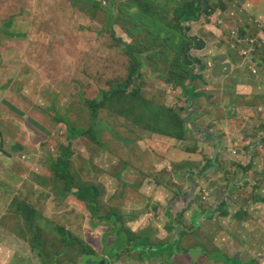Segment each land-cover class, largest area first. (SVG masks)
Segmentation results:
<instances>
[{
    "label": "rangeland",
    "instance_id": "374dc122",
    "mask_svg": "<svg viewBox=\"0 0 264 264\" xmlns=\"http://www.w3.org/2000/svg\"><path fill=\"white\" fill-rule=\"evenodd\" d=\"M93 1L96 2L0 0V137L4 141L0 154V264H86L74 249L80 242L70 243L66 252L60 254L68 244L63 240L64 231L90 245L95 257L102 258L104 264H167L163 258H179L182 254L190 264H211L205 263V257L219 254L211 252L218 249L216 226L227 225L229 217L234 221L231 230L247 229L242 236L251 233L264 236V215L247 217L240 224L243 210L236 200L240 193L248 199L246 195L251 189L245 185L258 178L256 167L246 170L252 166L250 163L264 167V106L258 108L260 116L246 120L243 131L231 129L233 134L228 133L230 130L223 135L214 134L222 136L216 160L213 152L204 154L203 147L187 139L171 145L156 142L151 147L160 153L158 158L138 149L139 141L152 136L146 131L147 126L170 130L150 118L158 108L166 107L164 104L177 110L184 108L181 114L186 119L189 111L196 112V107L191 110L187 107L184 92L181 96L168 92L173 84L166 79L172 75L148 55L162 61L165 68L173 57L171 51L178 45L172 33L175 37L182 34L192 39L193 45L187 50L188 62L192 67L202 65L198 74L201 80L196 83L193 80L189 92L197 103L194 86L201 93L209 92L206 83L209 75L203 68L206 56H224L227 41L231 48L236 45L233 50L237 53L244 51L243 57L254 59L264 73V53L257 44L252 46L249 42L259 39V32L229 14L215 16L217 8L224 10L233 0H196L207 12L197 24L183 22V26L177 24L175 11L184 10L194 0ZM125 3L121 10L119 7ZM100 7L104 10H99ZM112 11L114 20L109 17ZM212 24L219 26L218 34L210 30ZM233 32L243 33L247 43H237ZM200 42L204 46L197 49ZM142 52L149 53L142 57L145 65L140 73L137 68L133 74L129 90L124 88L125 97L114 96L93 116L90 103L100 102L103 93L115 92L132 79L133 69L139 65L136 56ZM158 67L165 76L159 77L155 72ZM180 101L185 105L180 106ZM94 117L99 125L97 141L71 136L73 132L88 130ZM177 134L172 129L169 137ZM71 141L74 153L68 168L72 186L98 192L97 215L87 201L82 202L72 194L76 189L69 191L67 183L51 167ZM173 148L177 149V156L166 151ZM193 150L203 155L207 163L214 160V166L209 164L206 169L216 170L208 180H202L198 193H188L193 195L192 200L186 198L181 204L175 199L171 201L169 212L176 216V232L147 234L157 250L150 256H144L147 251L125 250L134 235L144 233L150 222L159 221L151 217L134 225L140 220L133 216L135 211H151L156 202L147 193L153 188V178L162 185L174 186L173 196H183L189 191L184 172L188 160L181 152ZM14 168L22 174L20 188L18 182L16 186L13 183ZM234 181L237 187L229 198L227 191ZM205 191L210 195L207 200L203 199ZM220 199L227 201L224 213L218 210L216 201ZM31 207L36 214L34 220L24 214ZM193 211L198 215L209 211L211 218L206 217L202 223L209 234L195 229L193 222L199 221L194 218L191 223ZM103 217L108 219L102 220ZM163 220L168 222V218ZM184 227L186 233L179 243L172 245ZM126 230L131 232V238L123 247ZM159 240L168 241L159 244ZM201 245H206L211 253L205 252ZM223 250L229 264H239L240 253L234 254L235 247L229 245ZM260 255L264 264V241L254 249L252 262L245 264H260Z\"/></svg>",
    "mask_w": 264,
    "mask_h": 264
},
{
    "label": "crops",
    "instance_id": "0c3cea01",
    "mask_svg": "<svg viewBox=\"0 0 264 264\" xmlns=\"http://www.w3.org/2000/svg\"><path fill=\"white\" fill-rule=\"evenodd\" d=\"M221 13L229 14L236 21H245V26L249 25L254 27L255 30L257 32H260L262 37H264V3L262 0H233L232 2L228 3V6H225L224 10L217 8L215 16H218V14ZM204 22L205 21L202 19V23ZM257 24L262 25L263 28H258ZM218 29L219 26L215 24H212L210 26V30L214 34L219 33ZM226 46L227 48H225L226 51L224 53V56H206L207 60L205 61V64H203V68L207 70V73L209 75V80L206 81V83H208L207 86L209 92L204 91L203 93H201L198 90V87L194 86L196 88L195 92L197 96V98L195 99L197 101L196 112L194 113L192 111V116H188L192 120L189 121L186 128L188 131V134L186 135V141H192L195 144L197 142L198 146L204 148V154L209 153V155L214 152L212 141L215 139V133L223 135V133H226V131L228 130H230L228 131V133L230 134L234 133L233 130L243 131L245 129L244 125L246 123V120H252V117L260 116L258 108L264 106V73H261L260 78L254 77L251 72L252 66L249 63H243V58L240 57L241 55L239 54H235L232 58L231 49L228 45ZM239 64H241V67L239 66ZM196 82H200V80L195 81V83ZM168 92L177 93L176 96H181V94L183 93L181 89H176L174 87H169ZM179 104L180 106H184L185 102L180 101ZM186 105L190 110L192 109V107H189L187 102ZM164 106L171 108L165 104ZM171 109L173 111H177L176 113L180 114L184 110V108H181V110H177V108ZM200 129H204V132L200 133ZM146 131L152 133V136L146 138L143 141H139L138 149L148 152L155 158H158V154L160 153L153 149L151 147L152 145L156 144V142H163L165 144L167 143L171 145L174 144L177 140L175 138L162 135L156 132L159 130H153L149 126H147ZM220 139H222V136L220 137ZM2 141L3 139L2 137H0V143ZM166 151L168 154H171L173 156L178 155L177 149L175 148L171 150L166 149ZM189 152L184 151L181 153L183 154V158L188 160V163L185 164L184 172H186V180L190 178L193 183V188L189 187V189L191 190L197 189L200 184H203V179L208 180V178H210V176L215 173L216 168L206 169L209 166V163L204 160L205 157L203 155H197L194 150ZM241 164H245L246 166V163L244 162H242ZM250 164L252 166L248 167L247 170H253L256 167L258 178L256 182H250L248 185H245L251 189L249 195H246L249 196L248 199H244L241 193L237 194V205L241 208V210H243L239 219L240 224L244 223L247 217H255L258 214L264 215V167L259 168V163ZM13 170L16 175V179L14 181V186H16L17 181L21 183L22 174L21 171L17 168H14ZM208 172L211 173L203 178ZM151 185H153V188H150L149 192L147 193L148 195L156 199V202L152 206L151 211H135L133 216L136 219L140 220H136L134 222V225L138 226L139 224H142L143 219L151 217H153L154 219L158 218V222H150V227H147L144 233L147 234L164 232L169 234V223L165 222L163 218H167L169 216L172 217L174 215L173 213H169L171 209V201L175 199V202L178 204L186 202V195H188L190 190L184 192L183 196L180 194L173 196L174 186L168 184L162 185L156 178H153L151 180ZM216 202H218V206L221 201L217 200ZM190 213L191 223L194 218L199 221V224H195L193 222V226L196 227L195 229L197 231H203L206 235L209 234V232L202 226V223L203 221H205L206 217H210L211 215L209 213H205L203 215L201 213L200 215H198V213H195V211ZM190 213H187V215ZM200 221H202L201 224ZM233 224V219L229 217L227 225L216 226L218 227V234L216 235V240H218V243H216L218 249L211 252L216 251L219 254L206 255L205 263L229 264L225 258V256H227V252L223 250L224 247L229 245L236 248L234 254L240 253L239 264H241V262L243 264L252 262L254 258V249L259 244H263L264 236L260 238L255 233L242 236L247 229L242 228L239 231H235L234 229L231 230V225ZM216 227H214V230ZM185 228L187 227H184L181 231H184ZM253 230L257 231L256 228H253ZM133 231H135V229H133ZM181 238L182 237L178 238L177 243L180 242ZM227 238H229L228 241ZM201 248L205 252L211 253L206 249V245H203ZM247 255H249V257ZM163 259H166V261L168 262L167 264H190L189 261L184 258L183 254L179 258L173 256L172 258L168 257ZM259 261L260 264L263 263L261 255Z\"/></svg>",
    "mask_w": 264,
    "mask_h": 264
},
{
    "label": "trees",
    "instance_id": "16d2710c",
    "mask_svg": "<svg viewBox=\"0 0 264 264\" xmlns=\"http://www.w3.org/2000/svg\"><path fill=\"white\" fill-rule=\"evenodd\" d=\"M89 3H94L93 0H87ZM208 0H204V2H207ZM98 5H100L98 3ZM126 6L125 4H122L119 8H122L121 10H123ZM214 10V8H212ZM99 10H104L103 7H100ZM207 12V10H205L203 7L198 6L196 4V0H194V3L186 6V8L183 10H176L175 11V15H176V22L178 25H182L183 22H197L200 17L202 16L203 13ZM114 15L115 13L112 11L109 14V17L114 20ZM117 17V16H116ZM172 38H175V41L178 43V45L176 46L175 51H171V54H173V57L169 60V64L167 65V67L163 68V64L162 61L158 60L156 57H152L148 55V58L154 60L156 59V61H158L161 64V68L163 70H166V72H169L172 75V78L170 79H166L167 82L172 83L173 87L175 88L178 87L179 89H181V91L184 92V94H186V98H187V103L189 104L190 102H192L194 99L189 95L190 89L193 88L191 86H188L189 80L192 79V81L194 80H201L200 76L198 74H195L194 71L197 68V66L199 64H196V67H192V64L188 62L187 59V55L189 56V52H187L188 50V46L193 45V41L192 39H190L188 36H184V35H177L175 37V35L172 33ZM129 45L135 46L137 45V43H130ZM204 46L203 42H200L197 45V49H201ZM149 54L148 52H142L140 55H137V61L139 63V65H136L133 69V73H132V79L128 80V82H126L125 84H123L121 87V89H119V91L117 92H110V93H103L101 101L100 102H92L90 103L91 106V110L93 113V116L97 115V111L98 109L104 108L106 105V102L110 99H113L114 96H120V97H125V93L124 92V88L129 89L132 85L133 81V74L135 73V71H137L138 68V73H140V69L142 66H144V61L142 59V57L144 55ZM157 74H159L160 76H165V74L161 71L159 73V67L156 68L155 71ZM158 77V78H159ZM161 81V80H160ZM167 84V83H165ZM188 86V87H187ZM197 98V96L195 97ZM153 119V122H159L160 124H162L163 126H166L168 128H170V130H162L159 128V131H156L158 133H163L166 136H170L171 134V130L172 129H176L178 131V134L175 135V139L180 140V141H185L186 140V135H187V129H186V122L184 120V117L180 114V113H176L175 111L168 109L166 107H162V108H158V112L156 113L155 116L150 117ZM99 125H97V117H94V119L92 120L90 127L88 130H79L77 132H73L72 133V137H77L75 139H79V138H89L93 141H97L98 139V129ZM74 153V149H73V143L72 141L69 142L68 147H66L65 151L63 152L62 155L59 156L58 160L59 161V165L60 168L62 169H66V165H67V159L70 158ZM217 162V161H215ZM247 168V167H246ZM67 186L70 192L74 191V189H76V196L82 200V202H88L89 207L91 208L92 212H94L95 215L98 214L100 207L98 206V204L96 203V198H97V191H93L88 189L85 190L83 188L80 187H75L72 186V180L70 179L67 182ZM72 190V191H71ZM95 192V193H94ZM231 189L228 192L229 198L231 197ZM222 208H225L227 210V201L226 200H222V204H221ZM31 215H35L34 213H31ZM113 216V214H110V217ZM211 218V217H210ZM108 217H103L102 220H107ZM29 220H33L30 219ZM170 222L173 224L174 220L171 218ZM128 235L131 236V232H127ZM127 233L125 235V237H127ZM63 240L65 242H67L68 244H66L65 248L60 251V254L65 253L66 250L69 248L70 243L72 242H80L79 246L74 248L77 249V252L79 255H81L83 262L86 261V264H92V263H97L100 262L101 260H97L96 261V257H95V250L88 245L86 242H82V241H77L74 237L71 236V233L69 231H64L63 232ZM131 238V237H130ZM130 238L127 237V241L130 240ZM151 245L152 243H150L149 237L148 235H134V238L132 239V241L129 243V247H126L125 244L123 247H126L125 250H127L129 248V251H140L142 253L147 252V255L150 256L152 251L149 252L151 250ZM146 255V253H145ZM226 258V257H225ZM227 260V258H226ZM235 263H237V259H233ZM95 261V262H94ZM241 264H243L241 262ZM255 264V263H252Z\"/></svg>",
    "mask_w": 264,
    "mask_h": 264
},
{
    "label": "clouds",
    "instance_id": "9594fccd",
    "mask_svg": "<svg viewBox=\"0 0 264 264\" xmlns=\"http://www.w3.org/2000/svg\"><path fill=\"white\" fill-rule=\"evenodd\" d=\"M96 1H94V3H95ZM100 4L101 5V2H97V4ZM257 27L258 28H263V26L262 25H260V24H257ZM243 34V33H242ZM244 35V34H243ZM261 40V41H260ZM255 44H257L258 46H259V48L261 49V51H263L264 50V37H262V35H261V33L259 32V39H258V41H257V43H255ZM255 44H253L252 46H254ZM226 45H228L229 47H230V49H231V55H235V54H239V55H241V57L243 58V63H249L251 66H252V70H251V72H252V74L254 75V77L256 76V78H260L261 77V73H262V68L261 67H259L256 63H255V61H254V59H250L248 56L247 57H243L242 56V54L241 53H237V51L236 50H233V49H235V47H236V45L235 46H233L232 48H231V46L228 44V41H227V44ZM227 47V46H226ZM233 51V52H232ZM251 51H252V49H251ZM199 65H201V64H199ZM201 67H202V65H201ZM197 72V68H196V71H195V74H197L196 73ZM199 74V73H198ZM192 80V79H191ZM192 84V83H191ZM191 84H189L188 83V86H191ZM187 86V87H188ZM119 89H121V87H119L118 89H117V91H119ZM129 90V89H128ZM117 91H115V92H117ZM130 93V92H129ZM192 102H194L195 103V105H194V107H196V102L195 101H192ZM189 105V107H192L191 106V102L188 104ZM193 108V107H192ZM190 112H192V111H189V116H190ZM191 117V116H190ZM190 117H188V118H190ZM187 118V119H188ZM186 118H184V120H185ZM189 121L190 120H188V122H186V125H188V123H189ZM194 123V122H193ZM187 128V127H186ZM199 132L200 133H203L204 132V129H200L199 130ZM160 134H162V135H165V134H163V133H160ZM215 137V136H214ZM216 138H219L220 139V137H215V139ZM213 142H214V140L212 141V144H213ZM220 144H221V141H220ZM3 147H4V141H2L1 143H0V154L2 155V153H3ZM212 147H213V150L215 151V146L214 145H212ZM213 154H214V152H213ZM216 160V159H215ZM59 161L60 160H58L57 161V163L56 164H53L51 167H52V169L53 170H55L56 172H57V175H58V177L59 178H61L62 179V181H65L66 183L71 179L72 180V176L69 174V158L67 159V165H66V169L64 170V169H62V168H60V165H59ZM214 160H212L209 164H210V167H213L214 166ZM247 170V169H246ZM18 182V181H17ZM186 182L188 183V186L189 187H191V188H193V183H192V181H191V179L190 178H188L187 180H186ZM14 183V182H13ZM18 184H19V188L21 187V185H22V180H21V183H19L18 182ZM237 187V184L235 183V181H234V183H230V187H229V189H231V191H233L235 188ZM190 190V189H189ZM191 191H193V193L194 194H196V193H198L199 192V189H191L190 190V192ZM228 192L229 191H227V194H228ZM72 193V192H71ZM49 194H50V192H49ZM72 194H74V195H76V193H72ZM210 195L209 194H207L206 193V191H205V194L203 195V199L204 200H207L208 199V197H209ZM186 198H190V200H192L193 199V195L192 194H188V195H186ZM252 200H254V199H252ZM64 200H62V202H63ZM220 203H219V208H218V210H221L223 213L225 212V208H222V206H221V204H222V200L220 199ZM209 210V209H208ZM218 210H216V213H217V211ZM31 213H34L35 214V212H34V209L31 207V209H29V208H27L25 211H24V214L25 215H27V218L29 219V217H30V219H35V215H31ZM170 213V212H169ZM205 213H209V211H204V212H202V215L203 214H205ZM171 214V213H170ZM176 216H169V217H167L168 218V223H169V227H168V229H169V231H175L176 232V229H177V223H175V226H174V223L172 224L171 222H170V219L172 218L173 220H174V218H175ZM211 217V216H210ZM209 217V218H210ZM129 230H126V232H125V234L128 232ZM130 232V231H129ZM177 232H179V230H177ZM121 233V232H120ZM186 233V231L184 232V231H180L179 232V234L177 235L178 236V238L179 237H182L184 234ZM123 234V233H122ZM121 234V235H122ZM133 234V233H132ZM147 234H149V233H147ZM147 234H145V233H142V234H136V235H147ZM152 233H150V235H151ZM121 235H119V237H118V239L119 238H121ZM127 237L128 238H130L129 237V235H128V233H127ZM127 237H126V241H125V245H126V243L127 242H129V241H127ZM166 241H168V240H166ZM166 241H163V240H159V244L160 243H163V242H166ZM176 241H178V239H174V241L172 242V245H174L175 244V242ZM154 248H155V246L152 244L151 245V250L149 251V252H157V250H154ZM133 252V251H132ZM148 252V251H147ZM147 252H146V255H147ZM146 255H144V256H146ZM97 260H101L102 261V258H96V261ZM101 261L99 262L100 264H101ZM95 262V261H94ZM96 263V262H95Z\"/></svg>",
    "mask_w": 264,
    "mask_h": 264
},
{
    "label": "water",
    "instance_id": "95a60500",
    "mask_svg": "<svg viewBox=\"0 0 264 264\" xmlns=\"http://www.w3.org/2000/svg\"><path fill=\"white\" fill-rule=\"evenodd\" d=\"M200 70H201V65H198L197 66V72L196 73L198 74L200 72ZM191 83H192V80L190 79L189 80V84H191ZM194 105H195V103L194 102H191V106L194 107ZM192 114H193V112L190 113V116H192ZM185 122H188V119H185ZM213 145L216 146L215 151H214V160H215L216 159L215 157L218 154V148L217 147L220 145V139L219 138L214 139ZM104 262L105 261L102 260L101 261V264H104Z\"/></svg>",
    "mask_w": 264,
    "mask_h": 264
},
{
    "label": "built area",
    "instance_id": "2783aa9c",
    "mask_svg": "<svg viewBox=\"0 0 264 264\" xmlns=\"http://www.w3.org/2000/svg\"><path fill=\"white\" fill-rule=\"evenodd\" d=\"M233 34L235 35L234 38L236 40L237 43H240V44H244V43H247V39L245 37V35H243L242 33H238V32H233ZM258 39H249V42L251 45L257 43ZM250 52V50L248 51ZM245 52L242 51L241 54H244Z\"/></svg>",
    "mask_w": 264,
    "mask_h": 264
},
{
    "label": "flooded vegetation",
    "instance_id": "af4514ba",
    "mask_svg": "<svg viewBox=\"0 0 264 264\" xmlns=\"http://www.w3.org/2000/svg\"><path fill=\"white\" fill-rule=\"evenodd\" d=\"M92 264H100L99 262H97V263H92Z\"/></svg>",
    "mask_w": 264,
    "mask_h": 264
}]
</instances>
